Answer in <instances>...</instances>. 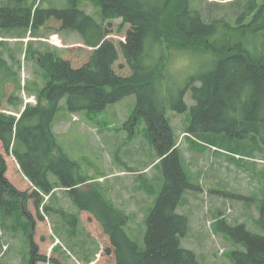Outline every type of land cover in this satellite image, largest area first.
<instances>
[{
	"label": "trees",
	"instance_id": "obj_1",
	"mask_svg": "<svg viewBox=\"0 0 264 264\" xmlns=\"http://www.w3.org/2000/svg\"><path fill=\"white\" fill-rule=\"evenodd\" d=\"M97 4L102 22L76 4L43 10L0 5V36L2 30L38 29L55 18L61 29L79 32L84 44L69 47L66 54L42 53L39 62L49 80L44 86L36 82L35 87L25 85L37 95V103L27 104L19 118L0 112V208L10 212L12 205L21 202L32 232L30 264H67L52 251L42 217L34 220L27 208L31 199L36 209L49 210L44 196L56 188L66 189L85 212L91 229L101 235L99 264H200L196 252L182 246L190 218L178 212L187 204L186 192L198 186L184 167L168 111H187L190 105L185 97L191 90L194 104L186 131L189 135L204 141H211V135L234 142L251 139L264 158V56L248 49L226 51L213 69L192 76L175 92L162 82L168 67L165 44L169 49L198 50L190 44L214 36L225 19L205 18L190 0H97ZM255 11L250 24L264 34V23L256 25L264 15V4ZM0 78L22 89L18 72L1 50ZM132 95L136 97L132 124L144 119L163 179L145 218V232L144 226L132 227L130 215L113 202L96 178L80 172L78 162L65 152L53 129L54 122L66 113L101 112ZM64 98L67 112L60 115ZM8 155L14 156L32 189H24L27 182ZM257 207L254 222L264 230V197ZM57 212L70 219L71 225L78 224V215L63 208ZM35 227L41 235L34 238ZM214 228L245 247L233 251L231 264H264V234L249 230L245 222L232 225L224 218Z\"/></svg>",
	"mask_w": 264,
	"mask_h": 264
},
{
	"label": "rangeland",
	"instance_id": "obj_2",
	"mask_svg": "<svg viewBox=\"0 0 264 264\" xmlns=\"http://www.w3.org/2000/svg\"><path fill=\"white\" fill-rule=\"evenodd\" d=\"M190 1L205 18H224L225 25H221L214 36L193 41L189 47L198 50L169 49L165 44L164 61L168 67L162 82L164 88L169 86L175 92L184 88L192 76L213 69L226 51L248 49L264 56V34L255 28V24H250L252 15L257 13V5L264 4V0H256V6L254 0ZM74 4L102 22V10L97 0H0L1 6L42 10L69 8ZM241 17L246 18L241 22ZM258 22L256 25L264 23V15ZM0 40V50L18 72L22 87L19 90L0 78V112L18 118L27 104L37 103V95L28 91L25 85L33 83L31 86L35 87L36 82L44 86L49 80L38 57L45 52L66 54L69 47L84 45L79 32L61 29L55 18L38 29L2 30ZM12 95L14 100L10 99ZM191 95L189 90L185 97L190 105L187 111H168L184 167L191 182L198 186L196 190L186 192L187 204L178 208V212L190 218V230L182 239V246L196 252L200 264H231L233 251L245 247L215 230L214 225L224 218L232 225L245 222L249 230L264 234L254 222L259 200L264 197L263 153L251 139L234 142L222 135H211V141H204L189 135L186 131L194 104ZM30 97L35 98L30 100ZM66 100L61 101L60 115L67 112ZM135 105L136 97L132 95L101 112L66 113L63 119L54 122L53 129L65 152L78 162L80 172L96 178L113 202L130 215L132 227L144 226L145 232V218L155 204L163 179L154 162L156 151L146 134L144 119L132 124ZM7 157L27 182L24 189H32L14 156ZM51 178L57 179L54 175ZM44 198V205L49 210L36 209L31 199L27 208L34 220L38 216L44 220V232L52 251L67 264H99L103 253L102 237L91 229L85 212L73 202L66 189L56 188ZM12 206L10 212L0 208V264H30V224L21 202ZM60 208L78 215V224L71 225L70 219L57 212ZM38 234L35 227L34 238ZM143 237L144 233L142 240Z\"/></svg>",
	"mask_w": 264,
	"mask_h": 264
},
{
	"label": "built area",
	"instance_id": "obj_3",
	"mask_svg": "<svg viewBox=\"0 0 264 264\" xmlns=\"http://www.w3.org/2000/svg\"><path fill=\"white\" fill-rule=\"evenodd\" d=\"M35 97H30V100H33Z\"/></svg>",
	"mask_w": 264,
	"mask_h": 264
},
{
	"label": "crops",
	"instance_id": "obj_4",
	"mask_svg": "<svg viewBox=\"0 0 264 264\" xmlns=\"http://www.w3.org/2000/svg\"><path fill=\"white\" fill-rule=\"evenodd\" d=\"M62 24H61V22H60V26H61ZM58 29V28H57ZM74 46V45H73ZM7 60V59H6Z\"/></svg>",
	"mask_w": 264,
	"mask_h": 264
},
{
	"label": "flooded vegetation",
	"instance_id": "obj_5",
	"mask_svg": "<svg viewBox=\"0 0 264 264\" xmlns=\"http://www.w3.org/2000/svg\"><path fill=\"white\" fill-rule=\"evenodd\" d=\"M257 10V9H256Z\"/></svg>",
	"mask_w": 264,
	"mask_h": 264
}]
</instances>
